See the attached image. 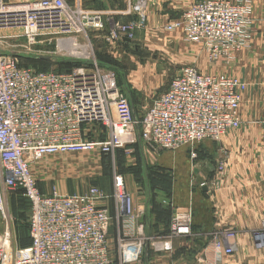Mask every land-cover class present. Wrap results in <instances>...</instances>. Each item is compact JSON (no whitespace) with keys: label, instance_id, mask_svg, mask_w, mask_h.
I'll return each instance as SVG.
<instances>
[{"label":"built area","instance_id":"obj_1","mask_svg":"<svg viewBox=\"0 0 264 264\" xmlns=\"http://www.w3.org/2000/svg\"><path fill=\"white\" fill-rule=\"evenodd\" d=\"M251 6V0H198L164 29L201 46L209 64L229 63L251 45ZM123 15L136 20L113 21L104 33L107 44L132 41L146 23L144 0H135ZM106 21L103 13L85 10L81 0H0V33L18 31L27 39L53 36L59 48L70 44L76 50L80 35L103 32ZM95 68L35 72L20 66L16 57L0 54V213L5 195L19 188L30 205V244L13 249L8 234H0V264H110L112 216L125 238L118 245L120 264L139 263L149 241L121 177L113 180L111 215L97 187L72 195L40 193L31 166L43 157L93 150L112 155L140 140L165 151L187 147L194 159L199 144L217 140L241 123L245 84L236 78L183 66L137 118L114 74ZM191 221L190 212L175 211L168 237L157 244L160 249L170 251L172 240L191 237ZM261 232L256 236L260 248ZM224 235V240L209 242L213 257L216 251L232 255L233 237Z\"/></svg>","mask_w":264,"mask_h":264},{"label":"rangeland","instance_id":"obj_2","mask_svg":"<svg viewBox=\"0 0 264 264\" xmlns=\"http://www.w3.org/2000/svg\"><path fill=\"white\" fill-rule=\"evenodd\" d=\"M251 4L254 24L252 48L240 50L229 63L209 64L201 46L185 43L180 33L165 31L166 24L157 31L148 29L146 23L135 31L132 41L126 45L121 42L109 45L105 41L106 44L102 45L93 38L95 33L87 30L86 36L83 34L78 37L76 50L70 44L59 48L53 36L39 35L27 39L18 31H1L0 54L16 57L24 66L30 65L31 61L48 60L51 61L48 70L57 69L59 60L64 59L83 62L80 66L90 69H94L96 65L95 71L97 69L101 74H114L121 93L131 98L133 113L137 117L166 89L169 80L180 68L190 65L182 59L186 51L190 52L189 48L202 56L200 62L202 61L204 69L200 71L197 68L202 73L236 78L245 84L246 89L247 84L240 74L243 60L248 58L249 64L260 66L258 75L264 80V0H251ZM108 49H112V52L107 53ZM255 49H259L257 53ZM104 53L111 60L110 66L113 69L98 64V55ZM55 61L56 63H52ZM263 114L260 110V115ZM244 125L242 121L238 128L228 131L219 139L202 142L195 148L194 159L187 147L165 151L138 140L137 143L141 142L142 148L132 149L127 146L121 149L122 153L114 152L107 158L98 150L45 156L31 166V174L37 182L39 192L45 195L53 190L61 195H72L81 194L90 187L99 188L106 196L104 202L109 206L111 215L113 180L116 176L122 178L125 191L132 197L135 207L138 205L144 208L152 196L162 206L160 200L173 195L177 187H180L181 196L197 192L200 201L204 198L209 202L206 204L207 213L210 214L212 225L216 226L210 232L212 235L204 237L199 232H192L190 239L198 245L193 244L195 247L187 251L177 250V254L166 259L161 258L160 253L170 252L172 249L161 252V246L157 244L161 239L167 238L169 232L165 234L147 229L144 223H139L143 228L142 235L149 239L143 244L140 261L169 260L170 264V260H178L176 264H199L198 254L204 245L214 238L224 240V234H231L232 255L226 257L216 251V260H225V264H264V247L260 248L256 240L257 234L264 230V202H246L243 198L247 182L252 179L255 180L257 190H264L263 175L258 176L256 173V164L264 165V135L247 137L243 131ZM254 126L263 131L264 120L254 122ZM241 164L250 168L253 175L241 174ZM232 169L235 171L231 174ZM221 192L229 195V199L223 203L221 199L218 201ZM22 196L24 197L18 192H8L5 195L4 211L0 213V234H8L13 249L23 247L24 242L29 239L28 211ZM200 209L201 214L206 211L203 203ZM181 211L186 210L176 212ZM190 214L193 218L192 211ZM112 217L113 221L108 230L110 257L113 264H120L118 245L125 238L121 237L122 231L120 233L117 230L114 216ZM261 233L264 235V232ZM137 236L135 234L133 237ZM261 239L262 236H259L258 240ZM200 243L203 247L199 248Z\"/></svg>","mask_w":264,"mask_h":264},{"label":"crops","instance_id":"obj_3","mask_svg":"<svg viewBox=\"0 0 264 264\" xmlns=\"http://www.w3.org/2000/svg\"><path fill=\"white\" fill-rule=\"evenodd\" d=\"M135 0H81V5L85 10L91 11V12H101L105 15L107 21L105 24V30L103 32H97L94 34L93 38H95L99 43L102 45H105L104 42V33L107 32V30L112 26L113 21L115 22H125L128 21V17L126 15H123V12L126 11L130 4H132ZM198 1V0H196ZM194 0H144L145 2V15H146V24L147 28L160 30L165 24L168 22H171L173 20H176L180 17L181 12L188 7L191 3L196 2ZM115 18V20H114ZM112 19V20H111ZM253 32H254V24H253ZM254 40V33L252 36L251 45L248 50L252 48ZM124 44V41L121 42ZM108 48V46H107ZM244 49V50H247ZM112 50V49H111ZM110 49L107 50V53L112 52ZM259 49H255L256 53ZM189 51H186L185 55L182 56V59L186 60L190 65L195 66L200 71H203L204 65L202 61V56L194 51V49H190ZM207 60V58H206ZM207 67V66H206ZM241 74L240 77L244 79L245 83L247 84V87L242 94L241 98V106H240V120L243 121V124H245V131L247 137H253V136H260L264 135V129L263 131L260 130V128H256L254 126V122H258L260 119L264 120V114L260 115L261 112L264 113V80H261V77L258 75L259 67L256 64H249V59L245 58L243 60V63L241 65ZM130 105H131V98L129 99ZM132 107V105H131ZM132 110L134 111V108L132 107ZM243 159V158H241ZM250 169V168H249ZM247 166H243L241 164V174H246L247 176L252 173L253 171L249 170ZM235 169L230 170V173H234ZM256 173L257 175H263L264 178V165L263 163L256 164ZM255 180L252 179V181L247 182V186L244 190V196L246 202H251L253 200H258L264 202V190L255 188ZM177 185V184H176ZM177 190V191H176ZM258 192V193H257ZM229 195L221 192L218 196V201L221 199L222 203L223 201H227L229 198ZM256 197V199H255ZM163 204V207H169L171 208V218L173 216L174 211L177 210H186L188 212L193 213L192 218V228L194 229L195 233H201V236L208 237L211 236L210 232H212L216 226L211 223L210 220V214L207 213L208 206L206 205L209 203L206 201V199L203 198V201H200L199 194L191 193L185 196L180 195V187H177L173 193V195L170 196L168 199L160 200ZM203 203V207L205 208V212L201 214V204ZM217 202V201H216ZM218 203V202H217ZM103 204L108 208L109 206L106 205V202H103ZM136 204H139L138 202ZM134 206V204H133ZM135 210L140 213V218H138L139 223H144L143 220L144 217H146V205L143 206H134ZM230 209V208H229ZM145 211V212H144ZM147 221V220H146ZM149 221L151 224H154L153 218H149ZM145 224V223H144ZM143 224V225H144ZM150 224V225H151ZM150 225H146L145 227L147 229L151 228ZM192 237V236H191ZM191 237L187 238H178L171 241L172 250L170 252H162L163 250L160 249L162 253H160L161 258L168 259L172 254H177V250L180 249L187 251L191 248L195 247V244ZM164 239H161V241ZM160 241V240H159ZM160 241V242H161ZM175 241V242H174ZM208 242V241H207ZM238 245L237 247H240L239 241H237ZM195 244V245H193ZM199 244V248L203 247L198 256L201 260L198 261L199 264H213L219 263L221 260H216L213 255H215L210 248L209 242L204 245ZM169 260H143L140 261L137 264H169ZM178 260L172 261L170 260V264H176ZM225 263V260H223ZM227 262V261H226ZM113 264V261L111 260V263Z\"/></svg>","mask_w":264,"mask_h":264},{"label":"trees","instance_id":"obj_4","mask_svg":"<svg viewBox=\"0 0 264 264\" xmlns=\"http://www.w3.org/2000/svg\"><path fill=\"white\" fill-rule=\"evenodd\" d=\"M128 21H133V20H136V16H129L128 17ZM115 20V18H114ZM127 22V21H125ZM94 35V34H93ZM123 44V43H122ZM127 42H124V45H126ZM107 54V53H106ZM106 54H99L98 55V59H97V62L99 65L101 66H105L109 69H113V67L110 66V64H112L111 60L109 58H107L108 56H106ZM106 57H105V56ZM52 63H56L55 62H52ZM83 62H80V61H73V60H70V59H64V60H59V62L57 63L58 64V68L55 69V70H48V67L51 65V61H48V60H38V62H30V65H23L22 62L19 61V64L20 66L22 67H26V68H31L33 69L35 72H50V71H55V72H59V73H67V72H70L73 68L75 67H78L82 64ZM47 67V68H46ZM41 68H46V69H41ZM127 97V99L129 100L130 98L125 95ZM103 138V136H102ZM201 144H199L198 146H200ZM142 148V144L141 142H136V144L130 146V148L134 149V148ZM123 150L121 149H118L115 151V153H122ZM104 157H108L109 155H104ZM13 192H18L20 193L21 195L23 194V191L19 188V189H16L15 191ZM171 194L167 197L168 199L170 198ZM23 197V196H22ZM166 198V199H167ZM24 201L26 203V208H27V211H28V218H29V212H30V205H29V202L26 198H24ZM150 200L148 201V204H146V207H147V210H146V217H144V219L146 220H143L144 223L146 225H150L151 222L149 221V218H153V221H154V224L150 225L151 229L154 230V231H162L163 233H168L169 232V227H170V222H171V208L169 207H163V205L161 206L160 204H157L155 201H154V197H150L149 198ZM29 221V219H28ZM191 228H192V223H191ZM27 232L29 233V222H28V226H27ZM191 232H193L194 234L195 231L193 229V231L191 230ZM30 244V237L29 239L24 242V245L23 247H20V248H25L27 247L28 245ZM205 247V246H204Z\"/></svg>","mask_w":264,"mask_h":264}]
</instances>
